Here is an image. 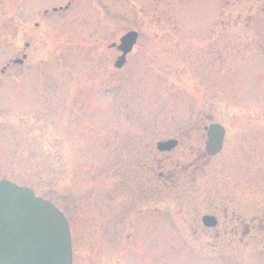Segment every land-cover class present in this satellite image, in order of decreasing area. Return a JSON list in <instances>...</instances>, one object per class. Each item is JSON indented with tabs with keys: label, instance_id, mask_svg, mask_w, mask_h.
<instances>
[{
	"label": "rangeland",
	"instance_id": "rangeland-1",
	"mask_svg": "<svg viewBox=\"0 0 264 264\" xmlns=\"http://www.w3.org/2000/svg\"><path fill=\"white\" fill-rule=\"evenodd\" d=\"M132 31L118 69L111 46ZM196 124L230 132L197 165L199 216L224 204L226 156L245 216L264 217V0H0V181L63 211L73 264H264V243L191 237L175 200L189 178H166L204 146ZM168 139L183 146L158 152Z\"/></svg>",
	"mask_w": 264,
	"mask_h": 264
},
{
	"label": "water",
	"instance_id": "water-1",
	"mask_svg": "<svg viewBox=\"0 0 264 264\" xmlns=\"http://www.w3.org/2000/svg\"><path fill=\"white\" fill-rule=\"evenodd\" d=\"M137 40L138 33L132 31L121 38L119 46H111L122 53L116 68H123ZM207 131L206 151L214 156L222 150L225 130L212 124ZM177 146L178 141L169 140L158 143L157 149L171 152ZM0 264H73L71 232L64 214L33 189L8 180L0 181Z\"/></svg>",
	"mask_w": 264,
	"mask_h": 264
},
{
	"label": "flooded vegetation",
	"instance_id": "flooded-vegetation-1",
	"mask_svg": "<svg viewBox=\"0 0 264 264\" xmlns=\"http://www.w3.org/2000/svg\"><path fill=\"white\" fill-rule=\"evenodd\" d=\"M209 126L210 125L196 124L186 134L192 140L194 138L198 139L201 143H204V146L202 145V147L199 148L190 146L191 160L188 162L187 169L185 168V171L182 173H176L175 175L171 174L166 178H171L172 183H175V185L177 184V180H179L178 178L176 179V176L187 175V178H189L188 183L183 185L187 187L186 190L179 187L180 184L175 188V200L179 202L180 207L189 211L188 216L192 223L190 227L193 231L191 237L197 240L208 239L210 242L222 244L230 243L243 245L247 243H264V217L258 218L252 215L250 219H247L245 216L244 205H242L239 197L242 178L238 179V171H235V168L230 165L231 160L226 156H222L221 161L223 173H225V178L222 181L223 197H221V201L224 202V204H213L211 205L213 206L212 208H209L205 214L200 216L198 211L194 208L195 204L192 202L195 197L194 184H196L198 176L202 175V173L197 172L199 169L197 165L201 164V168H203V164L209 165L220 158V155L226 150L227 139L230 135L228 128L223 126L225 129L223 149L220 153L210 156L206 151V143L208 140L207 128H209ZM248 131L250 140L247 139V142L252 143L254 146L260 130L248 129ZM176 140L179 142V145L175 148V151L183 146L184 143V139ZM157 175L161 182L164 181L165 174L158 173ZM173 176H175V179ZM192 194L193 198H191ZM237 196L239 200H237ZM188 216L186 215V217Z\"/></svg>",
	"mask_w": 264,
	"mask_h": 264
}]
</instances>
